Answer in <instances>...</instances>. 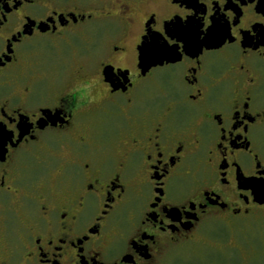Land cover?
Segmentation results:
<instances>
[{
    "label": "flooded vegetation",
    "instance_id": "1",
    "mask_svg": "<svg viewBox=\"0 0 264 264\" xmlns=\"http://www.w3.org/2000/svg\"><path fill=\"white\" fill-rule=\"evenodd\" d=\"M189 2L0 0V264L264 258V0ZM177 17L231 32L142 57Z\"/></svg>",
    "mask_w": 264,
    "mask_h": 264
},
{
    "label": "snow or ice",
    "instance_id": "2",
    "mask_svg": "<svg viewBox=\"0 0 264 264\" xmlns=\"http://www.w3.org/2000/svg\"><path fill=\"white\" fill-rule=\"evenodd\" d=\"M171 2L178 3L180 2V0H171ZM185 2H189V0H185ZM189 6L192 7L194 5H192L189 2ZM198 11H204V9L199 8ZM237 12H238V17L239 15H242V13H239V10H237ZM229 14L231 15V13ZM221 21H223V23H221ZM237 22H238V18H237ZM204 27L205 26L203 22L197 21L195 17L189 19L187 23L181 22L179 17H177L175 23L168 24L165 28L158 30V34H154L152 36V44L150 45L146 44V47L140 50L141 55L144 58H150L152 54L158 53L163 57L176 56L177 58H179V53L181 51V48H183V51L185 52L189 51L188 40L185 38L183 33H187L191 29L195 30V36L197 40H199L201 37H204L205 41L216 39L217 37L223 39L224 35H227L228 33L231 32L230 26L228 25L227 21L224 20L223 17H220L219 20H216L214 18V23L210 27H208L205 31H201V29H204ZM232 35H235V33H232ZM229 38H231V36H229ZM262 38H264V32H262ZM177 41H181V43H177ZM9 50H11L10 45H9ZM128 71L129 69L127 68L122 69L119 63H111V66L109 67L108 71L102 73V75L106 78V82L112 84V87L118 88L120 87L118 83L120 76L127 77ZM89 83L94 86L95 78L93 77L89 81ZM5 124H7V121L4 120L3 116H0V148H3V145L7 141L13 139L12 133L5 131L4 128ZM30 127H31L30 125L20 126V131L18 133L19 139L22 140L27 136ZM14 131L15 130H13V132ZM32 138L36 139L35 134H33ZM154 218L155 217H153V219ZM172 219L179 220V216L178 215L173 216ZM161 223L163 224L164 221L161 220ZM130 258L131 257H129V259Z\"/></svg>",
    "mask_w": 264,
    "mask_h": 264
},
{
    "label": "rangeland",
    "instance_id": "3",
    "mask_svg": "<svg viewBox=\"0 0 264 264\" xmlns=\"http://www.w3.org/2000/svg\"><path fill=\"white\" fill-rule=\"evenodd\" d=\"M216 232L217 234L219 232L218 226L213 223L209 225L206 235L216 237ZM168 260L169 264H241L235 256H230L229 260H221V257L217 255L216 247L211 243L197 246L191 244L190 247L178 248ZM250 264H264V258L256 259Z\"/></svg>",
    "mask_w": 264,
    "mask_h": 264
}]
</instances>
